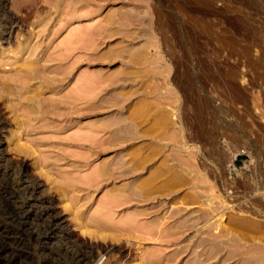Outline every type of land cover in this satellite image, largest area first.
<instances>
[{
  "label": "rangeland",
  "instance_id": "1",
  "mask_svg": "<svg viewBox=\"0 0 264 264\" xmlns=\"http://www.w3.org/2000/svg\"><path fill=\"white\" fill-rule=\"evenodd\" d=\"M2 1L0 153L64 229L104 264H264V0ZM6 192L0 264H46Z\"/></svg>",
  "mask_w": 264,
  "mask_h": 264
},
{
  "label": "bare ground",
  "instance_id": "2",
  "mask_svg": "<svg viewBox=\"0 0 264 264\" xmlns=\"http://www.w3.org/2000/svg\"><path fill=\"white\" fill-rule=\"evenodd\" d=\"M74 0H60L59 4L58 5H64V8L65 9H71L72 6L77 5L76 2L74 3L73 2ZM75 7V6H74ZM73 7V8H74ZM60 8V7H59ZM67 9V10H68ZM74 10V9H73ZM69 11H72V10H69ZM7 12V11H6ZM5 12V5H4V1L0 0V24L3 26V33L6 35V36H9L10 34V31H11V26L15 24V17L11 14H8ZM74 13V12H72ZM38 14V13H37ZM70 15H72L71 13H69ZM40 15V14H39ZM44 17V16H43ZM38 18L40 20H43V18L40 16H38ZM38 19V20H39ZM27 45V44H26ZM54 110V108H53ZM54 112V111H53ZM0 127H1V121H0ZM27 147V146H26ZM28 148V147H27ZM32 151V150H31ZM34 151V150H33ZM35 154V153H34ZM136 154V153H135ZM87 155V154H86ZM123 155V154H121ZM139 156V155H138ZM147 156V155H146ZM181 156V155H180ZM144 157V156H143ZM183 157V156H182ZM85 158V157H84ZM125 158V157H124ZM131 158V157H130ZM138 158V157H137ZM142 158V157H141ZM146 158V157H144ZM150 158V157H149ZM148 158V159H149ZM179 158V157H178ZM37 159V158H36ZM87 159V158H86ZM139 159V158H138ZM48 160V159H47ZM85 160V159H83ZM134 160V159H133ZM141 160V159H140ZM179 160V159H178ZM40 161V160H39ZM120 163V166L124 165V161H122V158L119 159ZM118 161V162H119ZM146 161V160H145ZM150 161V160H149ZM43 162V161H42ZM41 162V163H42ZM134 162V161H133ZM144 162V161H143ZM148 162V161H147ZM38 163V161H37ZM45 163V162H44ZM43 163V164H44ZM141 163V162H140ZM39 164V163H38ZM127 164V163H126ZM130 164V163H129ZM142 164V163H141ZM47 165V164H46ZM143 165V164H142ZM169 165V164H168ZM175 165V164H174ZM129 166H132V165H129ZM141 166V165H140ZM128 167V166H127ZM135 167V165L133 166ZM131 168L130 170V167L128 169V171H123L124 173L126 174H129V173H133V171H135L137 169L135 168ZM101 168V167H100ZM106 168V167H105ZM105 168L103 170H105ZM135 169V170H134ZM102 170V171H103ZM97 171V170H96ZM101 171V170H100ZM119 171V170H118ZM98 172V171H97ZM25 169L23 167V164H16L13 163L12 161H8L6 160V158L4 156L1 155L0 153V177H2L4 179L5 182H2L4 183V188L5 190L4 191H1L0 190V198L2 197V193L4 194V192H6L5 194L7 195V193L9 194V196L13 199V200H18V199H24V198H31L30 201H27L28 205H27V209H26V212H27V215L31 216V214H37L38 213V210L40 211L39 212V216H38V221L36 222V224H33V227L30 230L29 232V238L31 237V239L33 238L35 241H38L40 245H42L43 247L40 249L41 252H42V256H43V260H44V263L46 264H50V262H54V260H57L54 258V253H56L58 255V261L59 263H63V264H104L103 262L101 261H98V259L95 257V250L99 249V248H104L103 245L99 244V243H88L87 241H81L79 239H76L73 237V235H71L68 230L64 229V227L61 225V217H59L57 214H54V210H53V207L51 205H47V199L46 198H40L39 194H38V188H37V184L36 183H28L26 182V176H25ZM101 173V172H100ZM103 173V172H102ZM113 173V172H112ZM184 173V172H183ZM104 175V174H103ZM120 175V174H119ZM122 175H125L122 173ZM182 177V176H181ZM98 178V176H97ZM1 179V178H0ZM175 180V179H174ZM153 181V180H152ZM156 181V180H155ZM138 186V185H137ZM123 187V186H122ZM151 187V186H150ZM162 187V186H160ZM3 188V187H2ZM142 188V187H141ZM122 189V188H121ZM139 190V189H138ZM157 190V189H156ZM138 192V191H137ZM144 192V191H143ZM159 192V191H158ZM157 192V193H158ZM168 192V191H167ZM147 193V192H146ZM165 193V192H164ZM135 195V194H134ZM8 196V195H7ZM8 196V197H9ZM113 196V195H112ZM129 196V195H128ZM144 196V195H143ZM7 197V198H8ZM9 197V198H10ZM115 197V196H114ZM132 197V196H131ZM155 197V196H153ZM4 198V197H3ZM130 198V196H129ZM145 198V197H144ZM143 198V199H144ZM2 199V198H1ZM119 199V198H118ZM131 199V198H130ZM146 199V198H145ZM120 200V199H119ZM118 200V201H119ZM125 201H122V202H119L120 204L122 203V206L123 204H126V202H129L130 200H128V198H125L124 199ZM117 201V202H118ZM112 204L113 201H111ZM131 202V201H130ZM43 203H46L45 205L46 206H42ZM118 203V204H119ZM107 204V203H106ZM111 204V203H110ZM108 205V204H107ZM42 206V207H41ZM115 206H118V205H115ZM38 207L40 209H38ZM103 207V206H102ZM108 207V206H107ZM111 207L113 208L114 205ZM161 207V206H160ZM105 208V207H104ZM129 208V207H127ZM133 208V207H132ZM137 208V207H136ZM132 209L130 212L132 215H136V214H140L141 213L143 215L145 214H148L147 212H145L143 209L144 208H141L139 210L137 209ZM109 209V208H108ZM185 209V208H184ZM102 210V209H101ZM105 210V209H104ZM103 210V211H104ZM116 210V209H115ZM180 210V209H179ZM183 210V209H181ZM100 211V210H99ZM108 211V210H107ZM196 212V210H193ZM102 212V211H101ZM105 212V211H104ZM154 212V211H153ZM152 212V213H153ZM98 213V212H96ZM194 213V212H193ZM102 214V213H101ZM100 214V215H101ZM114 214V213H113ZM126 214V213H125ZM124 214V215H125ZM192 214V213H191ZM195 214V213H194ZM205 214V213H204ZM26 215V217H27ZM105 215V214H104ZM93 216V215H92ZM102 216V215H101ZM107 216V215H106ZM204 215H197V216H192V219H194L193 221H197L198 223L200 222V220L202 219H206V217L204 218L203 217ZM90 217V216H89ZM108 217V216H107ZM130 217V216H129ZM145 217V216H143ZM10 217H6V216H3L2 215L0 216V228L3 227V225L7 224V220H9ZM90 219V218H89ZM88 219V220H89ZM100 219V218H99ZM105 219V218H104ZM120 219V218H119ZM126 219V218H125ZM128 219V218H127ZM155 221V217L153 218ZM152 219V220H153ZM162 219V218H161ZM211 219V218H210ZM87 220V219H86ZM110 220V219H109ZM208 220V219H207ZM217 219H215V222L217 224ZM31 221V220H30ZM33 221V220H32ZM31 221V223H33ZM93 223H92V227H94L95 229H97V231H100V230H106V229H110L109 228V225H108V220H106L107 224L105 223V221H101V220H98L97 218H91V220ZM89 221V222H90ZM205 221V220H203ZM80 223V220L77 221ZM83 221H81V224H82ZM116 222V221H115ZM119 222V220H118ZM154 221H152L151 224H153ZM157 222V221H156ZM210 222V221H208ZM207 222V223H208ZM26 223V222H25ZM22 224L20 225V231H23V230H27L26 228V224ZM78 223V224H79ZM86 223V222H85ZM121 223V222H120ZM205 223V222H204ZM80 224V225H81ZM140 224V223H138ZM145 224V223H144ZM159 224V223H158ZM194 224V223H193ZM211 224V222H210ZM84 225V224H83ZM87 225L88 222H87ZM91 225V223H90ZM121 225V224H120ZM214 225V224H213ZM212 225V226H213ZM30 226V225H29ZM86 226V225H85ZM119 226V225H118ZM129 226V225H128ZM153 226V225H152ZM178 226V225H177ZM82 227V225H81ZM84 227V226H83ZM115 227V226H114ZM135 227V226H134ZM133 227V228H134ZM139 227V226H138ZM215 227V226H214ZM217 227V225H216ZM89 228V226H88ZM87 228V229H88ZM113 228V226H112ZM129 228V227H127ZM146 228V227H145ZM196 228V227H195ZM213 228V227H212ZM130 229V228H129ZM128 229V230H129ZM162 229V228H161ZM5 230V231H4ZM18 230V229H17ZM16 230V231H17ZM117 230V229H116ZM3 231H4V235L6 237H9L11 239L10 242L8 243H4L0 246V256L1 257H5V256H8L9 254L13 253V250H14V247L16 246L17 242L15 243V239L16 237L12 236V234H14V231L12 230H9L7 227L3 228ZM112 231V229H111ZM119 231V230H118ZM162 231V230H161ZM19 232V231H18ZM103 232V231H102ZM124 232V231H123ZM151 232V231H150ZM155 232V231H154ZM20 233V232H19ZM18 233V234H19ZM106 233V232H104ZM111 233V232H110ZM93 234V233H92ZM116 234V233H115ZM117 235V234H116ZM153 235V234H152ZM212 235V234H211ZM97 236V235H96ZM103 236V235H102ZM111 236V235H110ZM216 236V235H215ZM214 236V237H215ZM130 237V236H129ZM213 237V236H212ZM213 238H204V239H200L199 242L201 243H205V242H208L209 244V250H211L213 253L212 254H206V255H210L209 257L213 258L215 257V255H218V244L216 241H214L215 239ZM104 238V237H103ZM114 238V237H113ZM127 240V239H126ZM56 241L57 242V245L56 247H51L49 246L50 244H52V242ZM127 242H130V241H127ZM134 242V241H133ZM139 242V241H138ZM138 242H135L134 244L137 245ZM132 243V242H130ZM198 243V241H197ZM133 244V243H132ZM200 244V243H199ZM208 252V251H207ZM210 253V252H209ZM233 254V253H232ZM244 254V253H243ZM226 255H228L226 253ZM208 257V256H207ZM41 258V257H40ZM228 258V256H227ZM249 258V257H248ZM12 257L10 258L9 261H7L6 264H13L14 261L11 260ZM214 259V258H213ZM226 259V258H225ZM229 259V258H228ZM215 260V259H214ZM222 260V259H221ZM230 260V259H229ZM247 260V259H246ZM245 261V260H244ZM222 262V261H221ZM226 262V261H225ZM42 263V262H41ZM57 263V262H56ZM251 263V262H250ZM37 264V263H36ZM220 264V263H219ZM248 264V263H247Z\"/></svg>",
  "mask_w": 264,
  "mask_h": 264
}]
</instances>
